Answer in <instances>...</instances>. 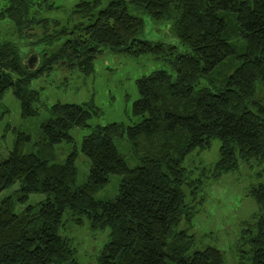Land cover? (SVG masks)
Listing matches in <instances>:
<instances>
[{
	"label": "trees",
	"instance_id": "trees-1",
	"mask_svg": "<svg viewBox=\"0 0 264 264\" xmlns=\"http://www.w3.org/2000/svg\"><path fill=\"white\" fill-rule=\"evenodd\" d=\"M4 1L8 7L0 16L9 18L20 36L36 38L40 29L39 44L64 39L56 51L39 55L34 71L24 66L19 47L0 44V98L11 89L22 117L38 114L32 108L40 103L34 81L58 66L88 76L105 50L153 56L175 76L156 71L137 81L132 117L140 121L132 126L91 127L98 111L93 102L56 104L41 124L37 153H22L30 137L19 135L9 158L0 162V194L19 185L0 202V264H79L70 240L60 235L66 214L85 215L93 230H110L96 264H224L214 247L193 252V236L179 230L196 214L194 195L205 185L185 164L218 140L219 160L202 171L204 179L218 180L240 162H255L264 175V98H257V86L264 84V0H84L74 9L79 21L71 29L42 18L59 9L47 0ZM145 18L170 23L190 52L177 54L173 46L140 39ZM73 129L91 130L82 140L90 173L81 186L77 151L62 164L53 153L56 146L73 143ZM118 140L128 144L134 167L118 150ZM111 176L123 177L117 196L96 200ZM33 194L47 199L15 214V201ZM249 196L261 214L246 223L250 251L239 264H264V182Z\"/></svg>",
	"mask_w": 264,
	"mask_h": 264
},
{
	"label": "rangeland",
	"instance_id": "rangeland-1",
	"mask_svg": "<svg viewBox=\"0 0 264 264\" xmlns=\"http://www.w3.org/2000/svg\"><path fill=\"white\" fill-rule=\"evenodd\" d=\"M47 1L54 3L59 9L45 12L42 18L57 21L70 29L78 23L79 19L74 16V9L84 0ZM7 7L8 4L0 0V14ZM42 32L37 29L34 32L36 38L33 39L22 37L9 18L0 16V44L4 42L15 44L25 59L32 55L39 57L45 51H56L63 44L64 39L54 42L53 46L35 42L41 37ZM49 34H54L52 28L49 29ZM140 39L173 46L177 54L190 52L189 48L182 45L168 22L156 23L145 18V28ZM39 66L37 65L35 70H38ZM156 71H165L175 76L169 66L156 61L153 56L132 58L110 50H105L94 61V71L88 76L76 68L55 67L49 76L32 83V89L39 92L40 103L39 100L32 103V108L36 109L38 114L29 117H22L19 101L11 89L6 90L0 98V162L9 158L20 134L30 137V141L22 143L21 152L37 153L41 141V124L49 119V109L56 104L83 105L93 102L98 111L89 122L91 127H104L112 123H121L129 127L139 123L140 119L132 117L133 105L139 99L137 81ZM257 98H264L263 83L257 86ZM90 133L89 129H73L70 132L73 143L65 142L53 150L57 164L64 163L69 154L77 151L78 186L85 184L89 178L90 162L81 152V146L83 138ZM117 147L127 164L134 167L137 162L130 159L128 144L124 140H118ZM219 150L220 142L213 140L209 149L203 152L195 151L186 161L185 167L193 171L194 178L205 181V185L194 195L196 214L190 223L184 220L179 230L186 229L188 235L193 236L195 244L193 252L214 247L222 253L224 264H239L242 257L247 256V252L250 251L244 240L246 233L244 235L243 231L247 229L246 223L253 222V217L261 214L254 198L249 196V191L264 182L263 167L255 162H240L236 171L224 174L218 180L204 179L202 171L211 169L218 162ZM122 180L123 177L111 176L110 182L95 193L94 198L98 201L114 199ZM18 186L14 185L2 192L0 202L6 197L13 196ZM46 199V196L41 194H33L23 202L16 200L13 212L19 214L27 206L36 205ZM191 199L188 197V202H191ZM76 220H81V223ZM60 235L70 240L79 264H96L110 241V230L91 229L90 221L85 215L66 214Z\"/></svg>",
	"mask_w": 264,
	"mask_h": 264
},
{
	"label": "water",
	"instance_id": "water-1",
	"mask_svg": "<svg viewBox=\"0 0 264 264\" xmlns=\"http://www.w3.org/2000/svg\"><path fill=\"white\" fill-rule=\"evenodd\" d=\"M28 63H29V66H28ZM39 63H40L39 57L37 55H32V56H29L27 59H25L24 66H26L28 70L34 71L37 65H39ZM1 79H2V75L0 74V82H1Z\"/></svg>",
	"mask_w": 264,
	"mask_h": 264
},
{
	"label": "flooded vegetation",
	"instance_id": "flooded-vegetation-1",
	"mask_svg": "<svg viewBox=\"0 0 264 264\" xmlns=\"http://www.w3.org/2000/svg\"><path fill=\"white\" fill-rule=\"evenodd\" d=\"M40 59V58H39ZM28 66H29V63H28Z\"/></svg>",
	"mask_w": 264,
	"mask_h": 264
}]
</instances>
